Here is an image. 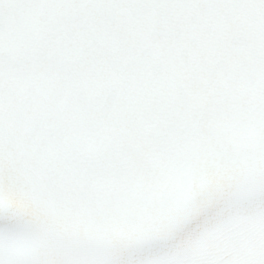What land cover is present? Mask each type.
Here are the masks:
<instances>
[{"label":"snow or ice","instance_id":"6c2138e0","mask_svg":"<svg viewBox=\"0 0 264 264\" xmlns=\"http://www.w3.org/2000/svg\"><path fill=\"white\" fill-rule=\"evenodd\" d=\"M0 264H264V0H0Z\"/></svg>","mask_w":264,"mask_h":264}]
</instances>
